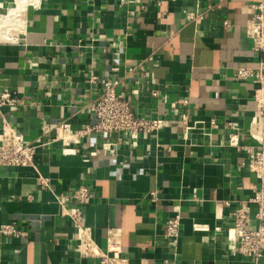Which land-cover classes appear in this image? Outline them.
I'll use <instances>...</instances> for the list:
<instances>
[{"label": "crops", "instance_id": "0c3cea01", "mask_svg": "<svg viewBox=\"0 0 264 264\" xmlns=\"http://www.w3.org/2000/svg\"><path fill=\"white\" fill-rule=\"evenodd\" d=\"M121 1L46 0L26 12L18 42L0 41V95L18 101L0 106V132L7 124L41 144L34 167H0V225L28 232L0 237V264H101L79 257L78 231L56 201L81 185L90 195L77 206L102 251L112 234L134 264H252L224 243L234 212L260 185L248 153L229 145L236 132L241 145L264 147L258 85L235 78L239 67L264 61L246 36L256 0ZM142 6L141 16L131 14ZM194 11L203 14L198 23L187 20ZM140 63L145 72L129 74ZM114 83L136 114L166 127L134 147L118 135L91 133L64 153L55 127L93 124L90 103ZM182 110L190 114L188 130ZM109 142L113 153L103 149ZM248 205L254 226L258 208ZM176 216L181 235L173 246L165 227ZM195 224L211 230L196 231Z\"/></svg>", "mask_w": 264, "mask_h": 264}, {"label": "built area", "instance_id": "2783aa9c", "mask_svg": "<svg viewBox=\"0 0 264 264\" xmlns=\"http://www.w3.org/2000/svg\"><path fill=\"white\" fill-rule=\"evenodd\" d=\"M0 0V22L7 17L9 11L14 8L15 1ZM46 0H27L26 9L19 13V18L13 24L15 27L24 29L26 24V12L29 8H36ZM226 1V0H222ZM122 3L125 0L121 1ZM253 10L251 19L246 24V36L251 40L252 51L264 54V0H256L250 5ZM146 11V6H142L140 11H132L133 16H141ZM203 19V14L199 11L189 12L187 20L198 23ZM23 23L19 26L17 23ZM225 28H231V23L226 20L223 22ZM8 29H12L7 28ZM1 32V28H0ZM14 41L4 43H16L21 35ZM1 41V39H0ZM152 60V58H149ZM145 72V65L140 63L135 67L129 68V74L135 71ZM235 78L239 81L252 80L258 85L255 92L256 112L264 122V61L256 69L251 67H239L236 71ZM96 76L91 75L90 82L94 83ZM117 83L108 84L98 99L90 103L89 109L95 115V122L91 125L83 126L79 130H73L69 123H61L55 127L56 140L61 141L64 145V153H71L69 146L71 144H80L82 139L91 133L101 135H118L120 139H126L134 147L143 135L158 134L166 127V121L163 119H151L136 114L131 107L130 101L120 96L117 92ZM157 91H152V97H158ZM17 99L10 92H4L0 95V106H15ZM189 101L185 100L182 104L186 109ZM181 123L188 130L190 114L186 110L181 111ZM230 129L236 128L229 124ZM113 143H105L103 149L106 152L113 153ZM229 145L238 150H245L249 155V170L259 180L260 185L255 190L254 196L249 203L257 205L255 214L256 224L251 225V210L249 203H243L234 212V219L231 227L227 230L224 247L231 255H241L249 258L252 264H264V147H247L240 143L239 134L233 132L229 135ZM40 141H27L24 135L15 127L3 125L0 132V167H34L35 154ZM38 181L43 187L48 188V181L39 177ZM90 188L84 185L74 188L71 194H61L56 196V201L64 209V214L71 219L78 231L76 250L80 258L99 259L101 264H134L128 258L121 254L114 235L110 234L108 238V248L102 251L92 236V230L84 225V213L77 206L78 203L88 199ZM156 196V192L151 193ZM72 205V206H71ZM69 207V208H68ZM196 231L210 232L207 225L195 224ZM220 229H216L219 232ZM166 238L173 246L179 242L181 235V217L176 216L167 221L165 227ZM28 232L12 224L0 225V237L25 238ZM146 264V263H140ZM168 264V262H165ZM222 264V263H214Z\"/></svg>", "mask_w": 264, "mask_h": 264}, {"label": "bare ground", "instance_id": "6f19581e", "mask_svg": "<svg viewBox=\"0 0 264 264\" xmlns=\"http://www.w3.org/2000/svg\"><path fill=\"white\" fill-rule=\"evenodd\" d=\"M15 1V5L14 8L11 9L7 15L6 18H4L1 22H0V28H1V32H0V39L2 42H7V41H14L15 39H17V37L22 34L24 32L23 28L20 27H15L13 26V24H15V22L18 20L19 18V13L22 11H25L26 9V2L27 0H14ZM38 1V0H36ZM19 26H22L23 23L18 22L17 23ZM12 28V29H8L7 28ZM16 37V38H14Z\"/></svg>", "mask_w": 264, "mask_h": 264}]
</instances>
